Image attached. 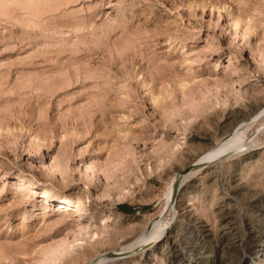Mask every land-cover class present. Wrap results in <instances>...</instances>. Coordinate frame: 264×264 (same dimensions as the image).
Instances as JSON below:
<instances>
[{"label": "rangeland", "instance_id": "rangeland-1", "mask_svg": "<svg viewBox=\"0 0 264 264\" xmlns=\"http://www.w3.org/2000/svg\"><path fill=\"white\" fill-rule=\"evenodd\" d=\"M263 107L264 0H0V264H258L264 118L184 175Z\"/></svg>", "mask_w": 264, "mask_h": 264}, {"label": "bare ground", "instance_id": "bare-ground-1", "mask_svg": "<svg viewBox=\"0 0 264 264\" xmlns=\"http://www.w3.org/2000/svg\"><path fill=\"white\" fill-rule=\"evenodd\" d=\"M263 118H264V107L260 111H258V113L254 114L250 121L245 122V124L241 125L240 127L234 128L232 132H230L221 141H219L218 144L210 146L208 149L202 152L193 161V164L190 165L192 168L193 166L195 168L193 170H190L191 172L187 170L189 173L188 174L186 173L184 177L185 178L190 177L191 175L195 174L197 171L201 170L203 167L207 166L209 163L217 162L223 159H228L231 156L235 155L234 154L235 152H243L245 150L251 149L254 146L261 144L259 142L258 137H256V134L254 135L256 143L253 144L251 137L247 134V131L254 123L261 122ZM258 130H260L261 132H264V123L260 124V127L258 128ZM39 159H40L39 164L40 166H42L43 176L50 177L53 171L52 164L47 159H45L42 154L39 155ZM83 163L86 166L87 170L91 173V176H93L94 174H92L93 171H92L91 163L86 160H83ZM27 186L24 184V188H27ZM41 194L47 200H51L53 198V201H56L59 203H63L66 200L68 201L71 200V195L67 192L62 193V194H54L44 189V191H42ZM175 194H176V191L174 187L171 186L169 192L167 193V197L169 199L168 201H170V198L175 196ZM81 204H82V201H80V205ZM163 223L164 221L162 219L154 220L151 226H149L146 229L140 230L141 232L135 235L128 242V244H125V245L122 244L123 246L122 248H120L121 250H116L117 254H123L124 251L126 250H130L131 252L134 253V250L145 249L147 246L152 247L154 242L161 239V237L165 233V230L167 229L168 224L164 226ZM75 246L76 245L74 244V241L68 240L64 242L60 247L55 249L54 252L52 251L53 253L51 255V258L49 259L48 264H55L59 260H62V257L67 256V254L71 252L70 247L76 248ZM106 259L107 257L103 255V256H100L96 261L91 262L90 264H101L104 261H106ZM256 260H258V264H264V249ZM182 264H195V263L192 262L190 259L185 258Z\"/></svg>", "mask_w": 264, "mask_h": 264}]
</instances>
